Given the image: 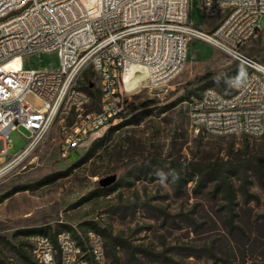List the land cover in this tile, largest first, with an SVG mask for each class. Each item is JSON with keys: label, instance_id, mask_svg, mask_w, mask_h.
Masks as SVG:
<instances>
[{"label": "rangeland", "instance_id": "374dc122", "mask_svg": "<svg viewBox=\"0 0 264 264\" xmlns=\"http://www.w3.org/2000/svg\"><path fill=\"white\" fill-rule=\"evenodd\" d=\"M221 20L205 17L200 0L190 2L189 21L197 27L211 32ZM241 52L264 64V29ZM59 64L57 52L36 53L21 67ZM243 72L228 54L193 40L173 80L140 85L120 119L65 158L61 141L73 120L59 117L42 143L0 176V264H36L28 237L38 230L51 237L95 230L107 264H264V156L257 153L263 136H214L189 116L190 102L206 87L226 92ZM89 83L92 109L98 82L91 69L80 79L83 88ZM21 133L10 134V156L26 145ZM212 164L213 173H197ZM109 176L114 183L101 188Z\"/></svg>", "mask_w": 264, "mask_h": 264}, {"label": "built area", "instance_id": "2783aa9c", "mask_svg": "<svg viewBox=\"0 0 264 264\" xmlns=\"http://www.w3.org/2000/svg\"><path fill=\"white\" fill-rule=\"evenodd\" d=\"M191 1L0 0V170L29 156L59 117L73 120L60 146L67 157L121 118L128 95L141 87L127 88L131 69L148 78L147 88L160 87L182 71L193 40L228 54L244 72L230 78L226 92L208 87L193 99L192 124L214 136L264 135V64L241 52L264 29V0H200L205 17L222 16L211 32L189 21ZM50 52L59 56L56 70L8 66L17 57ZM88 69L98 82L92 109L93 96L80 85ZM21 130L26 145L10 156V134ZM28 240L36 264H107L104 239L95 230Z\"/></svg>", "mask_w": 264, "mask_h": 264}, {"label": "bare ground", "instance_id": "6f19581e", "mask_svg": "<svg viewBox=\"0 0 264 264\" xmlns=\"http://www.w3.org/2000/svg\"><path fill=\"white\" fill-rule=\"evenodd\" d=\"M22 63V58L17 57L14 60H12L8 66H14L15 68H20ZM125 81L126 86L129 89V91L134 90L140 85H146L148 84V78L143 75V73H135V69H131L126 75H125ZM5 172V169L0 170V176Z\"/></svg>", "mask_w": 264, "mask_h": 264}, {"label": "trees", "instance_id": "16d2710c", "mask_svg": "<svg viewBox=\"0 0 264 264\" xmlns=\"http://www.w3.org/2000/svg\"><path fill=\"white\" fill-rule=\"evenodd\" d=\"M253 53H254V51H253ZM206 79H208V76H205V77H202V78H199V79H197L196 80V82L197 83H199V82H202V81H204V80H206ZM83 88V87H82ZM206 88H208V87H206ZM83 89H86V90H88L89 92H91V90H89V88H88V86H85ZM93 95V94H92ZM154 104V102H152V101H150V102H147L146 104H145V106H150V105H153ZM122 117V116H121ZM263 137L259 140V143H260V148L258 149V152L257 153H259V155H263L264 156V135H262ZM245 145L247 146V147H249V145H250V143L247 141V140H245ZM215 165L214 164H212V165H208V166H200L199 168H197V173H199L200 175H206V174H211V173H213L214 171H215ZM19 191H21V190H17V191H15V193L16 192H19ZM36 232H39V234H42L43 232L41 231V230H38V231H36ZM26 233H31V232H26Z\"/></svg>", "mask_w": 264, "mask_h": 264}, {"label": "water", "instance_id": "95a60500", "mask_svg": "<svg viewBox=\"0 0 264 264\" xmlns=\"http://www.w3.org/2000/svg\"><path fill=\"white\" fill-rule=\"evenodd\" d=\"M115 176H109L99 181L101 188L111 185L115 181Z\"/></svg>", "mask_w": 264, "mask_h": 264}]
</instances>
